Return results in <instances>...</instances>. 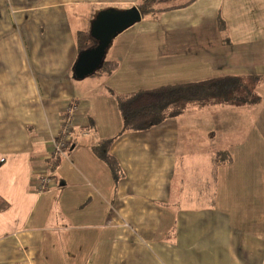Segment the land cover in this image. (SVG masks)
I'll list each match as a JSON object with an SVG mask.
<instances>
[{"label": "crops", "instance_id": "crops-1", "mask_svg": "<svg viewBox=\"0 0 264 264\" xmlns=\"http://www.w3.org/2000/svg\"><path fill=\"white\" fill-rule=\"evenodd\" d=\"M139 1L0 0V264H264V99L199 105L195 122L212 141L239 126L218 122L245 118L240 108L256 112L249 130L228 145L232 159L218 167L210 206L196 190L207 174L186 176L196 164L185 155L208 153L192 144L193 128L181 125L180 115L187 119L192 108L120 134L110 94L264 75V0H195L142 18L109 46L106 58L119 61L113 74L75 77L77 31L102 9ZM67 113L74 122L67 154L39 193L34 183ZM112 137L125 172L116 185L93 150L98 139Z\"/></svg>", "mask_w": 264, "mask_h": 264}, {"label": "trees", "instance_id": "trees-1", "mask_svg": "<svg viewBox=\"0 0 264 264\" xmlns=\"http://www.w3.org/2000/svg\"><path fill=\"white\" fill-rule=\"evenodd\" d=\"M194 1L140 0L137 7L141 11L142 18H159L165 11L188 6ZM90 27L80 29L76 33L79 53L96 44V40L91 36ZM219 29L223 34V40L228 42L227 25L222 17H219ZM118 67V60L105 57L101 66L92 75L110 76ZM263 87L264 75L261 74L223 75L205 80L163 85L126 94H117L110 90V94L115 98L121 113L122 128L120 134H122L127 131L149 129L174 118L183 113L192 103L200 106L259 105L263 103L264 99ZM114 140L115 137L98 139L93 145V150L109 166L116 185L125 176V172L117 157L111 152V145ZM223 153L224 156H222ZM60 159L59 157L53 161V172ZM231 159L228 149H219L213 153L212 165L208 174L196 188L200 194V203L205 201L210 206L214 203L218 167L223 162H230Z\"/></svg>", "mask_w": 264, "mask_h": 264}, {"label": "water", "instance_id": "water-1", "mask_svg": "<svg viewBox=\"0 0 264 264\" xmlns=\"http://www.w3.org/2000/svg\"><path fill=\"white\" fill-rule=\"evenodd\" d=\"M141 19L142 14L137 6L125 9L108 7L100 10L90 27L96 44L78 54L74 64L75 77L83 79L92 75L101 66L113 39Z\"/></svg>", "mask_w": 264, "mask_h": 264}, {"label": "rangeland", "instance_id": "rangeland-1", "mask_svg": "<svg viewBox=\"0 0 264 264\" xmlns=\"http://www.w3.org/2000/svg\"><path fill=\"white\" fill-rule=\"evenodd\" d=\"M88 77H91V75H89ZM87 79H90V78H87ZM262 93L264 94V87L262 88ZM192 104L189 105L190 107L188 109V110H190L192 108L190 111V113H192L190 117L188 116V118L186 119V114L180 115L181 120H183V121H181V125H182L184 130L189 129V128H193V130H190V132H193V134L195 135V137L192 140V144L195 142L197 145L196 147L198 148V145L200 143L199 146L206 149L208 152V153L202 154L203 155V158H202V157H200L201 154H195V151H197V150H195L193 148L195 151L192 153L193 154L192 158L190 156H188V154L185 155L187 160L189 159V161L191 163L194 162V164H196V165H192V167L194 168L192 173L188 172L186 174V176L190 175V179L195 180L198 175L208 174V171L210 169L209 166L211 165V157L210 156H211V154H213L214 149L215 150L224 149V148L228 149L229 144L237 141V139H239L240 137L241 138L243 137V135L246 133L247 130H249V127L251 125V116L256 112H254V113L248 112V111H250V108H247V107L240 108V109H244L243 113H245V114L247 113L246 115L249 117L246 116L245 118H243L241 120H239V119L234 120V119H232L233 118L232 117V118L228 119L229 121L227 119H224V120L218 122L219 126H220V124H222V122L224 125H231V126L232 125L234 126L235 124L239 123V126L234 128V129L231 128L230 130H233L232 132H229L226 135H224L223 137L217 138L214 141H212L213 139H212V137L209 136L208 133H205V135H206L205 138L202 137L204 131L202 129H198L199 122H195V118H194L195 115L200 112V107H199V105L197 106V104H194V103H192ZM231 107H234V106H231ZM187 115H189V114L187 113ZM216 120L213 119V121H215V122H216ZM207 124H210L209 126H212V124H214V123H207ZM185 147H188V146H185ZM185 147H183V151H184ZM202 148H198V149H202ZM229 154L231 155L230 152H229ZM224 155L225 154L223 153L222 156H224ZM189 166L191 167V165H189ZM222 172H223V170H222ZM197 198L198 197H196V196L194 197L195 200ZM215 200H216V193H215ZM203 202L205 203V201H203ZM203 202H201V203H203ZM196 203L194 202V204H196ZM197 204H199V203H197ZM206 208H210V206L206 205ZM216 220L217 219L215 218V221Z\"/></svg>", "mask_w": 264, "mask_h": 264}, {"label": "built area", "instance_id": "built-area-1", "mask_svg": "<svg viewBox=\"0 0 264 264\" xmlns=\"http://www.w3.org/2000/svg\"><path fill=\"white\" fill-rule=\"evenodd\" d=\"M63 122L61 131L52 140V149L46 163V170L34 183V189L39 193L47 190L54 182L52 167L53 161L59 157L62 158L67 154V147L70 141V131L74 123L70 113L63 116Z\"/></svg>", "mask_w": 264, "mask_h": 264}]
</instances>
